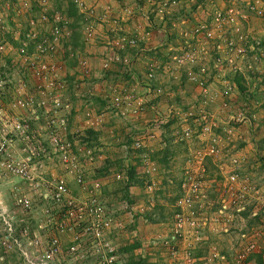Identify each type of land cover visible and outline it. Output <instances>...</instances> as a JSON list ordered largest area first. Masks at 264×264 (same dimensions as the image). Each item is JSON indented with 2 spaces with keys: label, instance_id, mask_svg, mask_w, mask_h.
Wrapping results in <instances>:
<instances>
[{
  "label": "rangeland",
  "instance_id": "rangeland-1",
  "mask_svg": "<svg viewBox=\"0 0 264 264\" xmlns=\"http://www.w3.org/2000/svg\"><path fill=\"white\" fill-rule=\"evenodd\" d=\"M24 1L27 5L22 8V0H0V42L12 44V49L0 56V89L8 81L28 77L20 68L10 38L12 33L20 34L31 18L27 11L35 5L34 0ZM72 1L48 0L47 12L66 19L71 30L74 19L67 15L69 6L76 10L75 36L67 39L61 53L62 76L67 86L73 87L68 94L77 105L90 103L86 110L89 123L83 118L85 129L94 123L92 128L103 129L104 139V145L102 141L97 144L93 135L77 134L74 151L85 161H81L85 180L98 183L101 201L113 210L121 209L122 228L113 238L121 248V264L148 262L159 255L162 264L164 260L171 264L164 248L150 249L149 239L164 237L171 227L174 205L182 195L180 187L187 174L204 172V187L211 198L213 190L227 185L232 171L250 189L264 192V16L249 11L251 5L260 9L264 0H175L174 4L168 0H119L120 8L108 10L99 21L95 7L108 9L109 0H82V10ZM38 13L39 9L33 12L35 16ZM204 25L213 31L211 38L200 31L194 33ZM86 27L91 28V37L85 42ZM167 31V45L148 51V41ZM186 52L193 53V62ZM180 57L184 60L177 63ZM80 61L86 64L83 70ZM149 73L153 78H148ZM83 89H89L88 93ZM113 91L145 98L140 114L115 116L110 103ZM24 112L16 109L11 113L26 119ZM14 139L7 150L13 156L25 148L18 141L19 134ZM137 141L142 148L135 147ZM83 148L92 152L91 162ZM211 148L214 152L208 155ZM131 170L134 178L129 182ZM16 189L32 196L33 192L14 177L2 181L1 198L17 213L12 194ZM248 198L247 213L236 215L224 230L210 219L205 226L200 223L202 229L196 231L203 241L190 251L194 264H227L237 251L227 239L236 240L255 228L264 231V210L256 217L251 214L259 203L264 204L263 196L251 193ZM18 215L30 224L36 216Z\"/></svg>",
  "mask_w": 264,
  "mask_h": 264
},
{
  "label": "built area",
  "instance_id": "built-area-1",
  "mask_svg": "<svg viewBox=\"0 0 264 264\" xmlns=\"http://www.w3.org/2000/svg\"><path fill=\"white\" fill-rule=\"evenodd\" d=\"M47 2L34 0L35 5L27 11L31 18L25 28L20 34L12 33L10 37L28 77L27 81L17 80L9 94L0 95V185L7 177L20 178L33 196L16 189L12 193L13 205L20 214L35 213L36 216L32 218V224L23 221L18 212L6 207L0 194V264H63L65 261L74 264H121V248L113 240L122 228L121 209L107 207L101 201L98 183L90 184L85 177L82 178L81 161H85L74 151L77 135L71 128L74 105L66 94L68 86L62 76L64 59L61 56L71 30L66 19L58 14H48ZM72 2L82 10V0ZM168 2L174 4L175 0ZM26 5L22 0V8ZM253 6L249 8L250 13L264 16V6L258 10ZM36 9L39 13L35 16L33 12ZM204 26L194 29V33L197 35L200 31L211 38L213 31L208 25ZM83 36L85 42L89 41L91 28L86 27ZM129 44L134 46L135 41L129 40ZM7 48L12 49V44L0 42V56ZM191 54L185 53L191 57L189 62L194 61ZM183 60L180 57L176 62ZM78 63L82 70L86 68L84 61ZM153 76L148 74V78ZM113 93L110 103L115 116L125 117L126 113L137 116L146 103L142 97ZM3 94L8 95V109L3 105ZM16 109L25 110L28 118L11 113ZM83 117L89 123L90 112L84 111ZM17 134L20 135L18 141L23 142L25 148L18 155H9L8 147ZM188 136L186 132L185 137ZM135 147L139 149L143 145L137 141ZM83 150L85 158L91 162L92 152ZM213 152L211 148L208 155ZM233 163L237 164L235 160ZM203 175L204 172L185 176L180 187L182 195L174 205L171 227L164 237L149 239L150 249L164 248L171 264H194L190 251L195 243L203 241L201 233L198 236L196 231L202 229L200 223L205 226L210 219L224 230L236 215L247 213L251 193L263 196L264 200V192L258 194L250 189L234 171L229 175L227 185L212 191L211 198L204 187ZM69 177L78 187L74 194L67 186ZM259 204V208H253L251 212L253 217L264 210V204ZM257 230L243 232L236 240L233 239L237 251L234 260L227 264H249L248 257L261 253L260 241L264 238V231Z\"/></svg>",
  "mask_w": 264,
  "mask_h": 264
},
{
  "label": "crops",
  "instance_id": "crops-1",
  "mask_svg": "<svg viewBox=\"0 0 264 264\" xmlns=\"http://www.w3.org/2000/svg\"><path fill=\"white\" fill-rule=\"evenodd\" d=\"M121 3H122V1H119V0H114V1H111L110 2V0H109V5H110V7L108 6V9L106 8V7H98V6H96L95 8H96V17H97V19L96 20H100V18H101V16H103L102 14H104L105 12L106 13H109V11L108 10H110V9H114V8H120V5H121ZM107 10V11H106ZM107 17H109L108 15H107ZM108 20H110V18H108ZM106 23L108 24V25H110L109 23V21H106ZM107 26V25H106ZM100 27V26H99ZM170 33H169V31H167V32H164L162 35H160V36H158V38H159V40H161V42L162 43H159V41H158V38H156V36H154V37H152L151 39L152 40H150V41H148L149 43H148V46L147 47H149V49H148V51H151V50H157L159 47H163V46H166L167 45V42L169 41V37H168V35H169ZM156 35V34H155ZM158 35V34H157ZM103 38H105V37H103ZM147 40H149V39H147ZM85 46H86V44H85ZM164 49V48H163ZM75 51H78V50H75ZM75 51H73V53L75 52ZM161 50H158V52H160ZM76 53V52H75ZM156 61L158 62V59H156ZM159 63V62H158ZM72 83H74V82H72ZM68 89H70V92L73 90V87L72 86H68L67 87V91H66V94H67V96L70 98V100L71 101H73L74 102V110H73V117H72V121H71V128L73 127V130L74 131H76L77 132V134H83V132H84V134L88 131V130H92L91 132H94L95 134H96V138H97V144H98V142L99 141H102V143L101 144H103L104 145V143H103V138H102V132H103V129H100V128H97V127H94V128H92L93 127V125H94V123H92L90 126L91 127H88L87 129H85L86 128V124H85V122H84V120H83V112L84 111H86V110H88V108H89V106H90V103L89 104H85L84 102L81 104V105H77L76 104V99H73V96L71 95V94H68L69 93V91H68ZM87 90H89V89H83V93H88L87 92ZM83 98H87L86 96L85 97H83ZM98 98H100V100H103V97H98ZM108 98V97H107ZM81 101V100H80ZM86 101H88V99H86L85 100V102ZM80 106V107H79ZM80 109H82V110H80ZM100 117H97L96 118V124L98 125L99 124V119ZM110 118H112V117H110ZM83 120V121H82ZM98 122V123H97ZM81 130V131H80ZM89 132V131H88ZM107 133H108V131H106ZM78 141V140H77ZM80 142V141H79ZM97 144H96V147H100V149L102 150V147L101 146H97ZM100 145V144H99ZM109 146H110V144H109ZM247 163L249 164V161H247ZM212 241H214V240H212ZM207 242V241H206ZM222 242V241H221ZM220 242V243H221ZM208 243V242H207ZM226 243L227 244H233V245H235V243L233 242V239L230 237L229 239H227V241H226ZM260 247L262 248L261 249V253H259V254H256V255H253V256H250V258H248L247 259V262L249 263V264H264V238L260 241ZM135 252H136V254H137V251L135 250ZM121 254V253H120ZM161 259H162V257H161V255H159V256H155V259H151V260H149L147 263L148 264H162L161 263ZM200 260V259H199ZM164 262H165V264H168V262L167 261H165L164 260Z\"/></svg>",
  "mask_w": 264,
  "mask_h": 264
},
{
  "label": "trees",
  "instance_id": "trees-1",
  "mask_svg": "<svg viewBox=\"0 0 264 264\" xmlns=\"http://www.w3.org/2000/svg\"><path fill=\"white\" fill-rule=\"evenodd\" d=\"M70 7V9L68 10V13H67V15H68V17H69V19H71V20H73L74 19V23H72V25H71V37H70V39L71 38H73L74 36H75V33H76V29H77V27H76V25L78 24V17H77V15H76V10L74 9V7L73 6H69ZM78 16H80V15H78ZM209 20H211V19H209ZM204 23V22H203ZM205 24V23H204ZM201 25V24H200ZM69 39V40H70ZM70 42V41H69ZM21 69H23V67H20ZM21 73V72H20ZM23 73V72H22ZM23 80V79H22ZM25 81H27V78L26 79H24ZM17 81V80H16ZM16 81H12V82H8V83H6L4 86H3V88L2 89H0V90H2V93L4 92V91H9V90H13V87L15 86V85H17V82ZM7 96L8 95H5V100H4V102L6 103V102H8L9 100L7 99ZM10 116V115H9ZM11 117V116H10ZM89 131V132H88ZM85 134H88V135H93L95 138H96V134L94 133V132H91L92 130H88ZM95 142H96V140H95ZM90 143H92L91 141H90ZM92 158H93V156H91ZM134 170V169H133ZM128 176H129V182H131L132 180H133V178H134V172L131 170L129 173H128ZM84 177H87V176H85L84 175V172H82V178H84ZM15 178V177H14ZM15 179H18L20 182H21V179L20 178H15ZM67 186H68V188L71 190V192L74 194V193H76L77 192V189H78V187H77V185H76V183L73 181V182H68L67 183ZM134 248H136V247H132V249H134ZM131 249V248H130ZM136 264H148L146 261L144 262V261H138V263H136Z\"/></svg>",
  "mask_w": 264,
  "mask_h": 264
}]
</instances>
